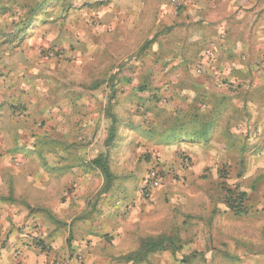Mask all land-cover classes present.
<instances>
[{
  "label": "rangeland",
  "instance_id": "374dc122",
  "mask_svg": "<svg viewBox=\"0 0 264 264\" xmlns=\"http://www.w3.org/2000/svg\"><path fill=\"white\" fill-rule=\"evenodd\" d=\"M241 1L0 0V194L13 185L33 206L17 258L36 246L66 263L46 243L64 224L51 209L73 229L90 222L93 264L264 258V56L252 51L264 27L237 23ZM226 187L246 193V215Z\"/></svg>",
  "mask_w": 264,
  "mask_h": 264
},
{
  "label": "crops",
  "instance_id": "0c3cea01",
  "mask_svg": "<svg viewBox=\"0 0 264 264\" xmlns=\"http://www.w3.org/2000/svg\"><path fill=\"white\" fill-rule=\"evenodd\" d=\"M218 1V0H216ZM262 0H242L241 3H243V10H240V15L236 19H239L237 22L238 24H241L243 26L247 25L248 32L254 34L252 31L253 27L261 26L264 27V0L262 2L263 7H260V3ZM210 7L209 9H213L215 7V4L217 2L212 1L209 2ZM255 7H260L259 9ZM208 9V10H209ZM254 11L259 14L261 17L260 20H257V16L254 14ZM248 15L250 20L244 21V16ZM263 18V21H262ZM243 19V20H242ZM231 20H228L227 22H230ZM208 26L211 22L208 20ZM215 27V26H211ZM237 27H239L237 24L234 25V28L230 27V29L235 30ZM246 30V28H245ZM252 34H250V38L252 37ZM257 37L254 39L253 48L252 51L257 57L264 56V30L260 32V34H256ZM255 35V36H256ZM254 38V37H253ZM252 38V39H253ZM238 39H233V42L236 43L239 47H242L243 49H248L247 46L244 44L241 46L238 42ZM231 45L234 47V45L231 43ZM50 185V183H49ZM15 189V188H14ZM12 188L9 190L8 195L7 194H0V264H15V260L21 261L23 258V262L26 264H46L47 262L44 260L43 256L39 255L37 250H33L36 248L34 246L30 251L23 252L22 256L20 258H17L16 253L23 251L19 247V243L22 239H20L21 236H25L22 234H26L24 231L27 230L25 227L22 228L23 225H28L32 222V215L29 216V207H33L30 199H28L27 195H21L17 194V192ZM79 196V195H78ZM11 197L10 201L16 202V204L12 205L13 202L8 201V198ZM32 200V199H31ZM20 202L21 204L20 206ZM30 204V205H29ZM48 208V206L46 207ZM49 209V208H48ZM50 210V209H49ZM52 212L53 214H57L62 220H64V224L58 227H46V234L47 235V241L49 244L53 246V244L57 245V249L63 248L62 251V261L65 259V264H93L94 263V241H92L91 238L92 235H94V228L91 227L89 221H84L87 223L88 226H86L85 230L81 227V223L73 229L72 228V219H68L67 215L64 214L63 209H59L58 211L55 209H51L49 213ZM51 213V214H52ZM67 220V221H66ZM30 222V223H29ZM67 224V225H65ZM85 227V226H84ZM21 228V230H19ZM71 235V237H70ZM45 236V235H43ZM68 237L70 241L68 240ZM53 243H52V242ZM45 243V244H46ZM59 244V245H58ZM65 246V247H64ZM54 248V246H53ZM35 251V252H31ZM16 257V259H15ZM123 258V257H122ZM17 263V262H16ZM208 263L209 264H264V258H250V257H241L240 259H232L230 257H221L219 256L218 259L215 257L208 256ZM64 264V263H62ZM130 264H132L130 262Z\"/></svg>",
  "mask_w": 264,
  "mask_h": 264
},
{
  "label": "trees",
  "instance_id": "16d2710c",
  "mask_svg": "<svg viewBox=\"0 0 264 264\" xmlns=\"http://www.w3.org/2000/svg\"><path fill=\"white\" fill-rule=\"evenodd\" d=\"M35 9V8H34ZM36 10L30 14L29 12V16L25 17L24 22L22 23L23 28H22V33H25V30L28 28H31V26H35L36 25ZM143 91V89H142ZM112 133L109 134V136L106 139V145H108L111 140H112ZM92 164L94 166L95 169H98L100 171V173L103 175L104 180L106 181V189H104L103 192H107V188L108 185L111 183L112 179H113V175L110 171V168L107 164V160L106 157L103 155L98 156L97 158H95L92 161ZM222 179L225 180V176L221 175ZM222 184H225V182H223ZM247 195L245 192H236L235 190L226 187L225 192H224V202L226 207L234 214V215H246L247 213V209L244 205V202L246 201ZM172 244H168L164 245V241L163 242H158V243H154V242H149V243H145L142 245L143 247V251L140 252L137 251L135 253H131L130 255L125 257L126 261L129 260H134V261H140V260H145L147 258V255L156 251H163V250H169L171 249ZM185 261L182 260V263H184Z\"/></svg>",
  "mask_w": 264,
  "mask_h": 264
},
{
  "label": "built area",
  "instance_id": "2783aa9c",
  "mask_svg": "<svg viewBox=\"0 0 264 264\" xmlns=\"http://www.w3.org/2000/svg\"><path fill=\"white\" fill-rule=\"evenodd\" d=\"M170 2L173 4V5H180V3L182 2V0H170Z\"/></svg>",
  "mask_w": 264,
  "mask_h": 264
}]
</instances>
